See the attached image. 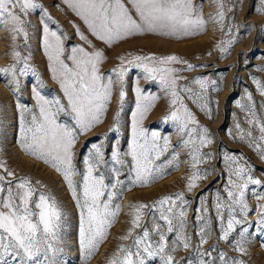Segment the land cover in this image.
Wrapping results in <instances>:
<instances>
[{"label":"snow or ice","instance_id":"6c2138e0","mask_svg":"<svg viewBox=\"0 0 264 264\" xmlns=\"http://www.w3.org/2000/svg\"><path fill=\"white\" fill-rule=\"evenodd\" d=\"M64 3L106 48L145 34L176 40L197 37L207 31L210 23L227 36L216 45L221 56L230 55L238 43L232 27L225 26V12L231 9L225 8L223 0H214L217 11L207 18L194 0H64ZM37 9L50 19L36 0H0V29L7 31L13 42V63L0 69V73L11 76L17 88L18 76L34 72L29 64L31 52L22 56L16 41L22 39L28 43V16ZM258 12L264 14V0ZM41 23L43 53L62 96L49 99L34 87V106L17 103L18 148L24 156L58 174L70 193L78 213L79 264H91L109 240L111 228L124 211L126 192L151 187L172 171H178L184 163L191 169L185 191L163 196L151 204L129 203L130 226L119 237L122 243L107 257V264H177L174 255L177 250L191 246L188 235L191 201L186 199L185 192H193L211 175L200 166L214 158L211 151H204L214 144V134L200 123L185 100L214 120V102L209 91H220V85L204 77L181 83L186 77L180 73L196 71V66L176 55L120 56L117 65L106 74L102 71L108 59L106 51L85 36L79 26H75L77 34L87 47L77 46L67 51L63 34L51 30L46 19ZM131 67L140 69L145 81L158 84L162 95L146 92L137 82L127 150L122 149L119 139L115 146L108 145L110 151H106L103 143H92L81 158L80 167L76 162L77 145L82 137L105 123L114 96L118 97L120 110L112 118L110 130L120 134L126 76ZM260 71L264 72V68ZM253 83L264 97V81L253 78ZM162 101H166L167 108L163 122L174 126L179 137L177 146L172 145L169 136L144 126ZM245 101L239 107L245 113L244 123L248 127L237 122L235 133L230 135L264 160V104L257 105L251 92H246ZM215 103L218 106V101ZM178 147L185 151L186 160L181 161ZM222 162L227 183L223 192L217 191L212 205L220 230L218 240L229 243L243 256L248 252L249 187L259 189H253L251 195L258 202L257 225L264 228V203H260L264 201V183L254 177L250 161L243 156L225 152ZM196 212L199 247H203L212 232L206 199L200 201ZM67 220L64 206L47 185L18 174L0 159V264H66ZM233 233L236 237L230 240ZM197 251L199 264H245L242 259H230L215 247ZM213 251H217L215 257Z\"/></svg>","mask_w":264,"mask_h":264},{"label":"rangeland","instance_id":"374dc122","mask_svg":"<svg viewBox=\"0 0 264 264\" xmlns=\"http://www.w3.org/2000/svg\"><path fill=\"white\" fill-rule=\"evenodd\" d=\"M43 6L46 12L53 15L51 19L44 17L40 9L31 12L28 16L30 22L29 41L18 40L16 44L22 56L29 55L30 68L34 69L27 74L18 76L19 87L12 83L11 76H5L0 73V159L7 162L11 169H14L20 175H28L34 181L39 180L47 189L51 191L60 203L64 206L67 214V248L64 254L66 264H79L78 250V213L75 204L63 184L61 178L48 166L41 162L34 161L24 156L18 148V112L17 103L34 106L33 88L46 98L62 96L59 86L52 79L51 71L48 67L47 57L43 53V24L42 20H47L51 30L58 34H63L64 44L67 51L73 47L84 46L77 34L76 27L92 40L98 47L106 51L108 59L102 66V71L106 74L117 65L120 56L129 55H147L155 54L157 56L176 55L188 63L196 66V71H182L180 75L186 77L181 83H187L193 78L204 77L215 80L220 85V91L210 89L209 98L215 114L214 120H209L199 108L189 100H185L189 108L196 114L200 123L208 127L214 134V144L211 148L204 151H211L213 159L202 164L201 170L207 169L211 175L200 182L193 192H185L186 199L191 201L188 209V235L191 237V246L188 249L180 248L174 254L177 264H199V252L211 250L213 247L217 251H223L232 259H242L245 264H264V228L257 225L258 216L256 215L257 200L251 195L256 186H250L248 192V206L250 209L247 226L248 232V252L241 256L235 252L229 243L218 240L220 234L218 221L215 219L214 197L217 191L223 192V187L227 183V172L222 162L225 152L237 156H243L253 167V175L264 183V160L238 139L233 140L230 133H235V125L241 123L242 127L247 128L244 123L245 113L239 107V104L245 103L246 92H251L257 105L264 104V97H261L256 91L253 78L264 81V14H260L262 0H223L226 9L231 11L225 12V26H231L233 34L238 37V43L231 49L230 55L221 56L216 45L222 40L227 39L224 32L219 30L215 24H209L207 31L200 36L176 40L168 37H161L153 34L130 37L126 41H121L112 48H106L101 42L96 41L90 35L83 22L72 12V20L64 16L62 22L56 18L63 14L61 7L68 8L64 0H36ZM196 5L202 7L203 15L207 18L215 15L217 5L214 0H194ZM69 9V8H68ZM67 19V20H66ZM12 46L13 42L7 31L0 29V69L9 67L12 63ZM178 68H185L183 65H176ZM139 86L146 92L153 95H162L158 84L145 81L140 69L131 67L126 76V97L123 104L122 127L120 134L113 133L110 129L112 118L120 110L118 97L114 96L110 110L106 117L105 123L98 126L90 135L82 137L77 145V164L82 167L81 158L87 154L92 143H103L106 151H110L108 145L115 146V141H121L123 150H127V141L130 135L131 114L135 111L136 94L135 88ZM218 101V106L216 105ZM166 101L158 102V106L152 110L148 119L145 120L144 126L153 131H159L162 135L169 136L173 146L179 144V137L175 133V128L171 123H164L163 117L166 115ZM62 119H66L62 117ZM181 161L187 159L184 150L177 148ZM190 166L181 163L178 171H172L170 175L153 184L148 188H134L126 192L123 197L124 211L120 214L118 222L111 228L109 240L101 247L99 253L91 261V264H107V257L116 249L117 245L122 243L119 237L126 234L129 228V217L127 215L129 203H147L160 199L166 195H172L185 191L186 178L190 174ZM259 190V189H256ZM206 199L210 207V217L212 218V232L208 238V243L199 247L200 238L197 235L199 230L198 222L195 219L196 209L200 207V201ZM264 203V201H260ZM146 212L148 210H145ZM236 237L233 233L230 237ZM217 251H213L215 257Z\"/></svg>","mask_w":264,"mask_h":264},{"label":"bare ground","instance_id":"6f19581e","mask_svg":"<svg viewBox=\"0 0 264 264\" xmlns=\"http://www.w3.org/2000/svg\"><path fill=\"white\" fill-rule=\"evenodd\" d=\"M61 10L63 11V14H60V15H58V16L56 17V18H58L59 20H61L60 23L62 22L63 19H65V18H63L65 15L68 16V18H67L68 20H69L70 18H71L70 20H72L73 17H71V12H69V11H72L70 8L68 9V8L61 7ZM67 10H69V11H67ZM51 12H52V11H51ZM51 12H50V13H51ZM50 13H49L48 16H49L50 19L52 20V17H54V16H53V15H50ZM52 13H53V12H52ZM53 14H54V13H53ZM67 19H66V20H67ZM73 21H74V18H73Z\"/></svg>","mask_w":264,"mask_h":264}]
</instances>
